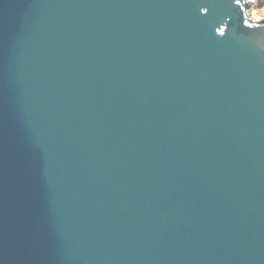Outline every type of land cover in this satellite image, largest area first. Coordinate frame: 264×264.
Wrapping results in <instances>:
<instances>
[{"label":"water","instance_id":"95a60500","mask_svg":"<svg viewBox=\"0 0 264 264\" xmlns=\"http://www.w3.org/2000/svg\"><path fill=\"white\" fill-rule=\"evenodd\" d=\"M244 1L0 0V264H264Z\"/></svg>","mask_w":264,"mask_h":264},{"label":"rangeland","instance_id":"374dc122","mask_svg":"<svg viewBox=\"0 0 264 264\" xmlns=\"http://www.w3.org/2000/svg\"><path fill=\"white\" fill-rule=\"evenodd\" d=\"M244 3L246 12L250 10L254 11L256 9L259 12V16L261 18L260 21L264 20V2L261 3V0H245Z\"/></svg>","mask_w":264,"mask_h":264},{"label":"bare ground","instance_id":"6f19581e","mask_svg":"<svg viewBox=\"0 0 264 264\" xmlns=\"http://www.w3.org/2000/svg\"><path fill=\"white\" fill-rule=\"evenodd\" d=\"M245 6V3H244ZM247 13V19L252 23L260 22L261 18L259 16V12L255 9L254 11L250 10Z\"/></svg>","mask_w":264,"mask_h":264},{"label":"trees","instance_id":"16d2710c","mask_svg":"<svg viewBox=\"0 0 264 264\" xmlns=\"http://www.w3.org/2000/svg\"><path fill=\"white\" fill-rule=\"evenodd\" d=\"M264 2V0H261V3H263Z\"/></svg>","mask_w":264,"mask_h":264}]
</instances>
